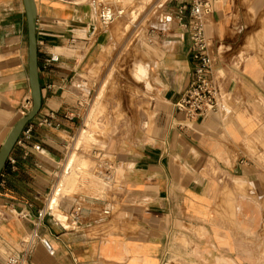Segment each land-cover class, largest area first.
<instances>
[{"label":"crops","instance_id":"1","mask_svg":"<svg viewBox=\"0 0 264 264\" xmlns=\"http://www.w3.org/2000/svg\"><path fill=\"white\" fill-rule=\"evenodd\" d=\"M33 1L41 105L0 173V264H264V65L245 32L258 30V0L211 1L205 33L221 92L196 121L174 110L195 66L188 14L177 15L190 0H136L147 59L132 76L155 91L156 111L133 145L82 160L68 84L105 61L114 21L98 25V0ZM26 54L22 1L0 0V146L30 107Z\"/></svg>","mask_w":264,"mask_h":264},{"label":"rangeland","instance_id":"2","mask_svg":"<svg viewBox=\"0 0 264 264\" xmlns=\"http://www.w3.org/2000/svg\"><path fill=\"white\" fill-rule=\"evenodd\" d=\"M106 1L123 9V14L110 25L115 27L116 33L104 51L106 59L93 70L80 72L68 84L70 92L79 98L83 119L71 141V145L79 150L77 153L72 151L76 160L86 159L85 156L92 155L93 150L106 152L114 147L133 145L140 130H149L157 108L155 91L145 92L142 83L132 76L134 63L147 59L140 42L143 36L140 32L143 24L138 22L140 8L136 0ZM256 6L251 15L258 30L255 26L252 35L250 26H247L245 32L253 37L252 46L251 40L248 41V52L264 65V0H258ZM138 72L139 69L135 73L137 78L140 77ZM89 109H94L91 119L87 118Z\"/></svg>","mask_w":264,"mask_h":264},{"label":"built area","instance_id":"3","mask_svg":"<svg viewBox=\"0 0 264 264\" xmlns=\"http://www.w3.org/2000/svg\"><path fill=\"white\" fill-rule=\"evenodd\" d=\"M115 1L119 3L120 0ZM211 1L190 0L188 4L181 5L177 9L179 22H182L184 12L188 14L187 22L182 24L188 31L189 50L195 62L189 85L174 103L175 112L182 115L187 121H196L209 113L216 112L218 108L221 89L214 79L212 59L208 51V40L205 33V20L212 12ZM122 14L123 9L115 6L113 2L98 0L96 3V19L101 28H107ZM56 61L57 56H51L46 64ZM28 133L29 130H23L20 135L28 138ZM17 143H20L19 138ZM10 162L13 161L10 160ZM43 217L44 212L41 210L37 214V219ZM41 244L48 253H52V249L46 241L41 240ZM7 264H16L15 258H9Z\"/></svg>","mask_w":264,"mask_h":264},{"label":"water","instance_id":"4","mask_svg":"<svg viewBox=\"0 0 264 264\" xmlns=\"http://www.w3.org/2000/svg\"><path fill=\"white\" fill-rule=\"evenodd\" d=\"M23 4L26 24V63L27 81L30 92V107L10 128L0 146V173L4 168L9 154L17 142L22 130L38 113L41 105V89L38 78L37 47L35 38L36 9L33 0H21Z\"/></svg>","mask_w":264,"mask_h":264},{"label":"bare ground","instance_id":"5","mask_svg":"<svg viewBox=\"0 0 264 264\" xmlns=\"http://www.w3.org/2000/svg\"><path fill=\"white\" fill-rule=\"evenodd\" d=\"M137 44V43H136ZM138 51V50H137ZM136 73V72H135ZM139 73V72H138ZM137 75L138 74H135V76L137 77ZM139 78V77H138ZM98 105V104H97ZM98 108V107H97ZM96 108V109H97ZM94 115V109H89V111H88V116H87V118H89V119H91L92 118V116ZM94 117V116H93ZM83 133V132H82ZM81 133V134H82ZM85 134V133H84ZM82 138V137H81ZM80 139V138H79ZM81 141V140H80ZM79 142V141H78ZM71 158H73V157H71ZM73 160V159H72ZM74 161V160H73ZM71 162V159H70V161H69V163ZM69 167V166H68Z\"/></svg>","mask_w":264,"mask_h":264}]
</instances>
